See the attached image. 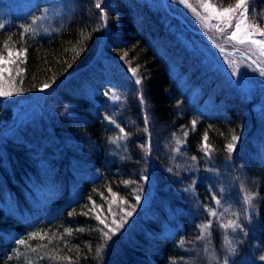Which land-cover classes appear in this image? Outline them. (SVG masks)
<instances>
[{"label":"trees","instance_id":"obj_1","mask_svg":"<svg viewBox=\"0 0 264 264\" xmlns=\"http://www.w3.org/2000/svg\"><path fill=\"white\" fill-rule=\"evenodd\" d=\"M207 1L221 11L237 3ZM73 2L51 32L32 31L40 7L0 28V91L20 98L56 82L49 111L31 107L36 112L0 140V264H239L253 248L252 264H264V160L238 158L262 124L251 101L239 106L189 71L203 65L193 39L171 32L146 0ZM247 18L264 31V0H248ZM106 25L115 38L97 53ZM133 70L140 93L131 90ZM89 86L100 94L78 93ZM114 89L121 103L111 102ZM15 111L16 102L0 96L1 129ZM185 161L210 173L186 171ZM241 190L252 196L250 209ZM230 221L239 227L225 228Z\"/></svg>","mask_w":264,"mask_h":264},{"label":"rangeland","instance_id":"obj_2","mask_svg":"<svg viewBox=\"0 0 264 264\" xmlns=\"http://www.w3.org/2000/svg\"><path fill=\"white\" fill-rule=\"evenodd\" d=\"M39 2L45 3V5L42 7L40 16L33 21L32 31L40 34L55 30L54 24L59 16L69 12L73 8V0H0V24L4 26L10 25L13 15L26 16L30 14L32 10H34L33 7L38 5ZM146 2L155 7L156 11L165 13V19L169 24V29L172 30L171 32H175L176 30L174 27H177L186 37H191L193 39V43L188 45L194 50L196 47L197 57L200 58L196 59V61L203 64V69L194 63L189 67V71L197 72V77H201L205 84L209 86L212 85V89L218 94L223 93L225 94V98H230L231 101L235 99L239 101V106L243 104L248 106L247 103L251 101L255 109L253 113L257 114L259 123L262 124H259L260 127H257L255 131L249 135L245 150L243 151L242 149L241 152L239 151L238 158H241V156L243 158L245 153H250L246 155V157L248 156L249 158H255L258 154L263 155L262 150L260 148L256 150L255 146L258 144L259 146H263L261 147L262 149L264 148V140L259 139L263 136L264 131V74H262L264 73V50L248 41L240 43L239 39L242 38L246 32H255V35H253L251 39L264 40V35H260V31H256V29L250 25L246 15L244 23L241 26L242 30L238 33V38H230L231 33L235 30L237 18H239L240 12L244 11V9L229 13L227 16H220L216 13H222L224 10L221 11L207 0H146ZM193 4L196 5L194 6ZM229 22L231 23V27H229ZM112 32L109 26L106 25L104 27V31L99 37L97 53H100V50L103 51L102 47L104 43L110 40L107 39L109 36H111V41H114L115 37ZM176 52L178 53L177 55L181 53L180 50H176ZM101 59L106 60L105 58ZM253 61H256V63L254 64ZM255 65H257V67ZM5 67L6 63L0 64V72H4L3 70ZM233 68L236 69L235 73L233 72ZM76 73H74V75ZM131 74L134 75L137 81L136 71L133 70ZM121 78L125 80V83H123L124 85L129 84V80H127L126 77L121 76ZM136 81L133 79L130 80L132 85L131 90L140 93L138 92L140 83L138 85ZM53 85H50L47 89L40 88L33 94L26 95L25 97L13 98L14 94L1 96L14 103L16 102V111L13 115V119L5 123L4 126L2 125V127H6V130L0 128V140H2L1 138L3 136L10 135L14 132L13 128L16 126L15 123L23 122L36 112V110L31 107L40 105L49 111V107L52 106L55 101V99L52 98L55 93L51 95L55 88ZM98 90L89 86L87 88L78 89L77 91L83 96L94 97L100 94ZM4 92L10 93L9 90ZM114 92L113 97H121L123 94L121 92L117 93L116 89H114ZM113 97L111 102L117 100L113 99ZM237 97H243L244 99L241 100ZM59 99L62 98L59 97L57 100ZM60 101L61 100H59V102ZM56 105L61 106L58 103H56L55 106ZM67 106L68 105H66V107ZM64 107L65 105L60 107V111L64 112V114L68 115L74 113L73 107H67L65 109ZM234 157V159L231 157V162L228 163V166L231 167L233 172H235L237 166H239L237 154H235ZM151 162V165L155 163L153 160H151ZM184 163H186V171L195 170L197 171V176L210 173V169L201 167L198 162L197 166L194 164L187 165V163H190L187 161ZM44 172L45 171H40L41 174ZM211 173L215 175L216 171L212 169ZM226 178L229 186L236 189V176H228ZM188 189V187H182L181 192H187ZM48 192L49 187L47 185H42L41 188L37 190V194L43 200L47 198ZM241 193L247 209H250V204L253 202L252 196L251 203H249L246 197L250 195L246 196L242 190ZM229 200H232V196L229 197ZM253 253H255L254 248L252 249L251 255L247 257L244 256L239 260V264H252ZM256 257H258V254Z\"/></svg>","mask_w":264,"mask_h":264},{"label":"snow or ice","instance_id":"obj_3","mask_svg":"<svg viewBox=\"0 0 264 264\" xmlns=\"http://www.w3.org/2000/svg\"><path fill=\"white\" fill-rule=\"evenodd\" d=\"M247 4H248V0H237V3L235 5V8H225L224 11L222 13H216L217 15H220V16H227L229 13H232V12H236L240 9H244V11H241L240 12V15H239V18H237V21H236V24H235V30L231 33V36L230 38L231 39H237L238 38V33L241 32V26L242 24L244 23V19L246 18V15H247ZM96 7L100 10V13L103 15L104 14V8L102 7V3L101 2H98L96 4ZM4 25L3 24H0V28H3ZM229 27H231V23L229 22ZM256 31H259V29H256ZM260 35H264V31H260L259 33ZM255 35V32H246L244 34V36L242 38L239 39V42L240 43H244L245 41H248L249 43L253 44V45H257L259 46L262 50H264V40H258V39H251V37ZM21 53L17 52L16 55L19 56ZM8 55L11 57L13 55V53L10 51L8 53ZM78 55V53H77ZM6 63V61H4L2 58H0V64H4ZM253 63L255 64L256 61H253ZM233 72L235 73L236 72V69L233 68ZM264 74V73H262ZM138 84L140 83L139 80L136 81ZM49 87V85L46 83L44 84L43 86V89H47ZM42 89V90H43ZM11 93L9 92H4V91H0V96H7V95H10ZM113 99H118V97H113ZM106 119H108L111 123H115V121L111 120V117H106ZM195 124L196 122L193 121L192 122V125L193 127H195ZM121 133L124 132L123 129H120ZM187 134V133H185ZM124 136H121L119 137V139H123ZM207 139V137H205V140ZM238 139V137L236 136H233L232 137V141H236ZM115 142V141H114ZM180 141H178L179 143ZM205 147L207 148V145H205ZM235 148V144L234 143H229L227 145V150L229 152H232ZM193 159H195V157H193ZM146 179V178H145ZM137 200L140 199L139 195H137L136 197ZM246 199L248 200L249 203H251V196H248L246 197ZM217 203H219V201H217ZM212 215H216L215 212H212L211 213ZM127 216H131L132 213L131 212H127L126 213ZM101 223H104V221H101ZM122 225H117V227H120ZM225 228H229V227H232V228H237L239 227V224H237L235 221H230L229 223L227 224H224L223 225ZM207 225H204L203 226V229H207ZM68 231H71V230H68ZM109 231H114V229H109ZM104 236L105 237H109V232H104ZM20 244H25L26 241L25 240H20L19 241ZM226 243H228L229 245L231 244L230 241H227L226 240ZM261 259H264V257H261Z\"/></svg>","mask_w":264,"mask_h":264},{"label":"water","instance_id":"obj_4","mask_svg":"<svg viewBox=\"0 0 264 264\" xmlns=\"http://www.w3.org/2000/svg\"><path fill=\"white\" fill-rule=\"evenodd\" d=\"M255 66H257V65H255Z\"/></svg>","mask_w":264,"mask_h":264}]
</instances>
